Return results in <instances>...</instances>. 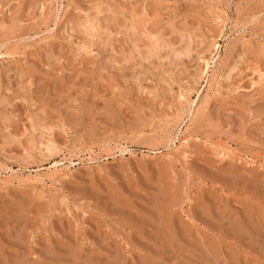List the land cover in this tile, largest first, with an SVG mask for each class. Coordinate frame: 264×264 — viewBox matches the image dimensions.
Segmentation results:
<instances>
[{
	"label": "rangeland",
	"instance_id": "374dc122",
	"mask_svg": "<svg viewBox=\"0 0 264 264\" xmlns=\"http://www.w3.org/2000/svg\"><path fill=\"white\" fill-rule=\"evenodd\" d=\"M0 264H264V0H0Z\"/></svg>",
	"mask_w": 264,
	"mask_h": 264
},
{
	"label": "bare ground",
	"instance_id": "6f19581e",
	"mask_svg": "<svg viewBox=\"0 0 264 264\" xmlns=\"http://www.w3.org/2000/svg\"><path fill=\"white\" fill-rule=\"evenodd\" d=\"M187 142V141H186ZM186 144V143H185ZM170 196V195H169ZM171 199V198H170ZM175 199V198H174ZM175 203V202H174ZM164 204V203H163ZM169 204V203H168ZM167 208V207H166ZM159 211V210H158ZM170 212L168 213V216H169ZM174 218V217H173ZM161 219V218H160ZM162 227V226H161ZM145 230V229H144Z\"/></svg>",
	"mask_w": 264,
	"mask_h": 264
}]
</instances>
